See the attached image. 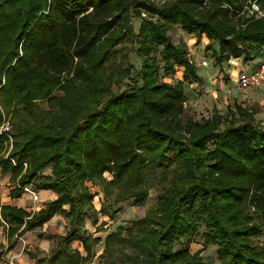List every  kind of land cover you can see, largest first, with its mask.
Masks as SVG:
<instances>
[{"label":"trees","instance_id":"16d2710c","mask_svg":"<svg viewBox=\"0 0 264 264\" xmlns=\"http://www.w3.org/2000/svg\"><path fill=\"white\" fill-rule=\"evenodd\" d=\"M143 8L156 21L143 20L137 35L133 19ZM260 12L264 0H173L161 7L138 0H0V125L4 115L11 117L16 134L9 157L17 164L4 156L0 136V169L12 172L13 199L29 184L57 194L36 213L0 203L8 240L61 216L65 234L53 229L56 247L36 262L92 264L102 239L84 232L94 201L87 183L102 186L106 197L116 193V203L144 201L162 186L159 206L135 223L139 253L117 256L121 264H206L190 250L197 214L228 264H264V246L255 244L263 225L245 211L250 204L264 220L261 108L235 101L229 116L216 112L204 122H184L185 85L202 78L169 35L180 26L197 39L205 36L221 68L240 58L250 62L264 49ZM130 39L138 45L140 70L110 68L114 51ZM157 46L164 72L183 69L175 85L159 80ZM182 240L185 247L174 251ZM128 243L113 233L105 252L113 257Z\"/></svg>","mask_w":264,"mask_h":264},{"label":"rangeland","instance_id":"374dc122","mask_svg":"<svg viewBox=\"0 0 264 264\" xmlns=\"http://www.w3.org/2000/svg\"><path fill=\"white\" fill-rule=\"evenodd\" d=\"M138 1L161 7L173 0ZM141 12V17H135L133 19V26L137 35L139 34V29L143 20L156 21V18H152L146 9H141ZM169 35L172 37L175 45L180 46L182 49H186L189 59L196 66L198 73L202 78V81L199 84L194 83L185 85L186 102L182 116L184 122L188 118L197 122H204L207 119H210L216 112H219V114L224 117L229 116V110H234L235 101L243 104L247 108H252L253 110L260 107L261 109L258 110L259 112L256 115V120L259 122L264 121V84L259 89L254 88L241 90L237 84L241 71L239 70L233 73V71H230V66L227 64H225L223 68L219 67L215 63L213 52L206 50L209 40L205 36L201 39H197L193 35H189L183 31L180 26L173 27L169 31ZM212 46L216 48L217 43H213ZM137 48L138 45H136L132 39L127 40L123 45H120L114 51L109 60V67L114 68L116 71L123 70L129 66H133L137 71L140 70L142 63L136 54ZM263 50L264 49L260 51V56L256 55L254 58L257 59V64H260L264 59ZM153 56L158 61L160 67L159 80L161 82L172 86L183 79L182 68H176L175 74L164 72L162 47L157 46ZM204 61L208 62V65H203ZM233 79L236 82L237 87L232 88L229 84L232 83ZM125 83H129V81L126 80ZM123 89H125V85L113 87V91L115 93L121 92ZM238 98H242V101H238ZM41 107L46 109L47 103H41ZM3 117V121H5L6 118L12 126L14 136L16 134V129L13 126L11 117H7L5 115ZM1 175L4 177L8 174L1 172ZM104 176L108 180L113 179L112 174L105 173ZM3 185L4 183L1 182V186ZM87 186L94 195V201L93 209L89 210V216L92 218V221L86 220L84 232L86 235L90 234L95 238L102 239V241L94 249L95 256L92 259V264H121L117 256L121 257L124 254L136 256V254L139 253L138 248L136 247V242L139 239V231L135 226V223L146 218L159 206V194L162 192L163 187L157 186L151 189L148 193L147 199L144 201L130 199L121 203H116V193L113 196L106 197L102 186L92 184L91 182H88ZM28 197L29 196L27 195L24 197L23 204L29 207L31 212L39 211L41 203H33ZM102 209L106 210L108 215L102 214ZM245 211L248 215L253 216L256 223L263 225L264 228V220L256 213L250 204H246ZM112 214L114 216L113 219L110 218ZM56 218L57 219L52 222L53 227L59 234L63 235L66 232V221L60 216H57ZM196 221L198 225V232L196 236L190 240L191 253H198L206 264H228L227 260L222 259L218 255L217 246L208 240L207 230L203 222V215L197 214ZM50 224L48 223V225H45L42 229H37L34 235L38 238L42 236L43 239H51V243L53 242L52 249H54L57 245V241L54 242V239L50 237L54 232L52 227H49L51 230L48 229V226H52ZM113 233L121 234V236L125 240L130 241V243H128L125 247L118 246L115 255L111 257L109 253L105 252V239ZM7 241H9L8 238H3V242L5 244L4 246H9ZM15 242H19L20 244L22 243V240L17 238ZM255 244L264 246V232L258 240H255ZM185 245L186 240H182L173 246V250L178 251L183 249ZM73 248L79 249L83 254H85L82 245L79 242H74ZM25 251L27 253H31L37 259H43L47 258L52 250L49 253H46L45 251L39 249V247L34 246L31 248V251H27V249ZM2 252L5 254L4 250ZM4 258H6V261H11V259H8L7 254L4 255ZM11 258H14L13 255Z\"/></svg>","mask_w":264,"mask_h":264},{"label":"crops","instance_id":"0c3cea01","mask_svg":"<svg viewBox=\"0 0 264 264\" xmlns=\"http://www.w3.org/2000/svg\"><path fill=\"white\" fill-rule=\"evenodd\" d=\"M257 63H258L257 59L250 61V62H244L243 59L240 58V59H236V60H231L229 63V66H230V71H233V73L237 72L239 70L242 73V72H249V71L254 70L255 68H257L260 65ZM229 85L232 88L237 87L234 79H233L232 83ZM238 99H239L238 101H242V98H238ZM1 172L6 173L8 175L3 177L1 175ZM11 176H12V172L8 173V172H4L0 169V203H1V205L2 206H11V207L22 208V209H24L30 213H36V212H31L30 208L23 204L24 197L26 195H22L21 198H19V199L11 198L10 192L12 189H14L16 187V183H12V181H11ZM1 182L4 183L3 186H1ZM39 192H40L39 193L40 202H38L37 204L41 203V206L39 207L40 210L44 207V205L46 203L52 202L55 199H57V194L54 193L53 191L43 190V191H39ZM56 217L57 216H55L54 218H52L48 222L49 224L51 223L50 225H52V226H48V229H50L49 227H52L54 229L52 222L55 219H57ZM48 223L46 225H48ZM35 231L26 232L21 236H19V235L15 236L13 239L7 241L9 243V246H5L4 251H5V254H7L8 259H11V261L10 260L6 261L5 260L6 258H4L5 254H3L2 259L0 261V264H36L37 258L34 255H32L31 253H27L25 251L26 249H27V251H31V248H33L34 246H37V247H39V249L45 251L46 253L47 252L49 253L51 250H53L52 249L53 248V245H52L53 242L51 243V241H50L51 239L38 238L37 236L34 235ZM3 238L6 239L7 236H6V233L4 231V227H0V245H5L3 242ZM17 238L21 239L22 243L19 244V242L18 243L15 242ZM54 242H55V240H54ZM51 252H50V254H51ZM12 255L14 257L13 259L11 258Z\"/></svg>","mask_w":264,"mask_h":264},{"label":"built area","instance_id":"2783aa9c","mask_svg":"<svg viewBox=\"0 0 264 264\" xmlns=\"http://www.w3.org/2000/svg\"><path fill=\"white\" fill-rule=\"evenodd\" d=\"M260 15L264 17V12H260ZM203 65H208V62L204 61ZM237 84L241 90L254 88L259 89L264 84V59L254 70L240 73ZM12 129V126L5 118V121H3L0 125V136L4 138L5 144V157L9 159L14 165H17L15 161L9 157L13 150L14 143ZM22 165L24 166L25 170L28 168L27 163H23ZM22 191L23 195L29 196L33 203L40 202L39 191L36 187H34V185H25L22 187Z\"/></svg>","mask_w":264,"mask_h":264}]
</instances>
